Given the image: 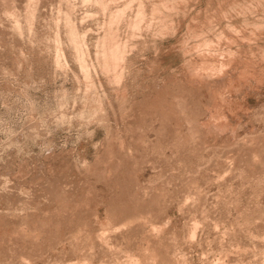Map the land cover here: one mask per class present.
Wrapping results in <instances>:
<instances>
[{
	"label": "rangeland",
	"instance_id": "rangeland-1",
	"mask_svg": "<svg viewBox=\"0 0 264 264\" xmlns=\"http://www.w3.org/2000/svg\"><path fill=\"white\" fill-rule=\"evenodd\" d=\"M0 223V264H264V0H0Z\"/></svg>",
	"mask_w": 264,
	"mask_h": 264
},
{
	"label": "bare ground",
	"instance_id": "bare-ground-1",
	"mask_svg": "<svg viewBox=\"0 0 264 264\" xmlns=\"http://www.w3.org/2000/svg\"><path fill=\"white\" fill-rule=\"evenodd\" d=\"M70 36H71V35H70ZM73 42H74V41H73ZM114 52H115V51H114ZM114 52L111 51V53H113V54H114ZM115 54H116V53H115ZM111 55H112V54H111ZM111 55H110L109 61L105 63L106 66L109 65V64H111V62H112V64H113V59H114L116 56H118V55H115V57L113 58ZM117 60H118V59H117ZM114 61H116V60L114 59ZM108 63H109V64H108ZM114 64H115V63H114ZM215 81H216V79H215ZM212 83H213V81H212ZM200 84H201V83H200ZM203 84H204V83H203ZM215 84H216V83H215ZM174 85H175V84H174ZM185 85H186V84H185ZM201 85H202V84H201ZM204 85H205V84H204ZM210 85H211V84H210ZM212 85H214V84H212ZM217 85H218V83H217ZM217 85H216V86H217ZM176 86H179V85L177 84ZM189 86H190V85H189ZM207 86H208V85H207ZM171 87H172V86H171ZM180 87H181V85H180ZM184 87H185V86H184ZM184 87H183V88H184ZM187 87H188V86H187ZM191 87H192V86H191ZM199 87H200V86H199ZM204 87H205V86H204ZM208 87H209V86H208ZM213 87H214V86H213ZM188 88H189V87H188ZM197 88H198V87H197ZM197 88H195V89H197ZM206 88H207V87H206ZM211 88H212V87H211ZM215 88H216V87H215ZM175 89L178 90L177 88H175ZM185 89H186V88H185ZM192 89H193V88H192ZM179 90H180V89H179ZM201 90H202V89H201ZM173 91H174V89H173ZM173 91H172V92H173ZM180 91H181V90H180ZM189 91H190V90H189ZM193 91H194V89H193ZM193 91H190L191 94H192ZM195 91H196V90H195ZM198 91H199V89H197V92H198ZM178 92H179V91H178ZM181 92H183V91H181ZM202 92H203V91H202ZM173 93H174V92H173ZM175 93H177V92H175ZM185 93H187V92H185ZM185 93H184V94H185ZM188 93H189V92H188ZM207 93H208V92H207ZM212 93H213V92H212ZM177 94H178V93H177ZM189 94H190V93H189ZM191 94H190V95H191ZM198 94H200V93H198ZM172 95H173V94H172ZM178 95H179V94H178ZM200 95H201V94H200ZM209 95H211V94H209ZM165 96H166V94H165ZM168 96H170V95H168ZM173 96H175V95H173ZM182 96H183V95H182ZM185 96H187V95H185ZM188 96H189V95H188ZM196 96H197V95H196ZM159 97H160V96H159ZM179 97H180V96H179ZM183 97H184V96H183ZM198 97H199V96H198ZM165 98H166V97H165ZM170 98H171V97H170ZM199 98H201V97H199ZM152 99L154 100L155 98H153V96H152ZM160 99H161V98H160ZM176 99H178V98L176 97ZM176 99H174V102H175ZM184 99H188V98H184ZM184 99H183V100H184ZM201 99H202V98H201ZM207 99L209 100L208 97H207ZM210 99H211V98H210ZM147 100H148V99H147ZM163 100H164V99H163ZM181 100H182V98H181ZM208 100H207V102H208ZM154 101H155V100H154ZM157 101H158V99H157ZM176 101H177V100H176ZM189 101H190V99H189ZM148 102H150V101L148 100ZM152 102H153V101H152ZM164 102H165V101H164ZM170 102H171V101H170ZM202 102H203V101H202ZM210 102H211V101H210ZM212 102H213V101H212ZM189 103H190V102H189ZM194 103H195V102H194ZM198 103H199V102H198ZM213 103H214V102H213ZM218 103H219V102H218ZM144 104H145V103H144ZM158 104H159V103H158ZM163 104H164V103H163ZM184 104H185V103H184ZM187 104H188V102H187ZM195 104H196V103H195ZM203 104H204V103H203ZM209 104H210V103H209ZM211 104H212V103H211ZM214 104H215V103H214ZM221 104H222V103H221ZM154 105H155V104H154ZM160 105H162V104H160ZM173 105H174V104H173ZM176 105L178 106V104H176ZM179 105H180V104H179ZM185 105H186V104H185ZM196 105H197V104H196ZM205 105H206V104H205ZM140 106H141V104H140ZM147 106H149V105H147ZM156 106L159 107V105H156ZM166 106H167V105H166ZM171 106H172V104H171ZM181 106H182V105H181ZM192 106H193V105H192ZM200 106H201V105H200ZM137 107H138V106H137ZM144 107H145V106H144ZM151 107H153V106L150 105V108H151ZM154 107H155V106H154ZM164 107H165V106H164ZM169 107H170V106H169ZM178 107H179V106H178ZM187 107H188V106H187ZM190 107H191V106H190ZM193 107H195V106H193ZM201 107H203V106H201ZM208 107H209V106H208ZM208 107H207V108H208ZM215 107H216V106H215ZM146 108H148V107H146ZM150 108H149V109H150ZM161 108H162V106H161ZM170 108H171V107H170ZM176 108H177V107H176ZM176 108H175V109H176ZM181 108H182V107H181ZM205 108H206V107H205ZM205 108H204V109H205ZM210 108H212V107H210ZM140 109H141V108L139 107V110H140ZM175 109H174V110H175ZM188 109H189V108H187V110H188ZM195 109H196V108H195ZM204 109H202V110H204ZM156 110H157V109H156ZM159 110H160V109H159ZM162 110H163V109H162ZM168 110H169V109H168ZM136 111H137V110H136ZM143 111H144V110H143ZM152 111H153V108H152ZM166 111H167V109H166ZM171 111H172V110H171ZM183 111H184V110H183ZM183 111H181V112H183ZM192 111H193V110H192ZM195 111H196V110H195ZM199 111L201 112V109H200V110L198 109V113L200 114ZM206 111H207V110H206ZM212 111H213V110H212ZM137 112H139V111H137ZM140 112H141V111H140ZM153 112H154V111H153ZM157 112H158V111H157ZM160 112H161V110H160ZM164 112H165V111H164ZM172 112H173V111H172ZM189 112H190V111H189ZM189 112H188V113H189ZM144 113H145V112H144ZM151 113H152V112H151ZM154 113H156V112H154ZM154 113H153L152 115H154ZM158 113H159V112H158ZM167 113H169V112H167ZM170 113H171V112H170ZM170 113H169V114H170ZM174 113H176V112H174ZM186 113H187V112H186ZM192 113H193V112H192ZM196 113H197V111H196ZM205 113H207V112H205ZM205 113H203V116H204ZM140 114H142V113H140ZM161 114H162V113H161ZM163 114H164V113H163ZM176 114H178V113H176ZM201 114H202V113H201ZM207 114H208V113H207ZM145 115L147 116V114H144L143 116H145ZM155 115H156V114H155ZM159 115H160V113H159ZM189 115H190V114H189ZM136 116H137V115H136ZM156 116H157V115H156ZM161 116H162V115H161ZM177 116H178V115H177ZM186 116H187V115H186ZM186 116H185V117H186ZM191 116H192V115H191ZM199 116H200V115H199ZM213 116H214V115H213ZM138 117H139V116H138ZM151 117H152V116H151ZM157 117H158V116H157ZM167 117H169L168 114H167ZM167 117H166V118H167ZM172 117H173V116H172ZM200 117H201V116H200ZM208 117H209V116H208ZM145 118H146V117H145ZM148 118H150L149 115H148ZM154 118H155V117H154ZM190 118H191V117H190ZM210 118H211V117H210ZM220 118H221V117H220ZM146 119H147V118H146ZM146 119H145V120H146ZM152 119H153V118H152ZM167 119H169V118H167ZM171 119H172V118H171ZM176 119H177V118H176ZM194 119H196V118H194ZM198 119L200 120V118H198ZM198 119H197V120H198ZM204 119H205V118H204ZM218 119H219V117L217 118V120H218ZM223 119H224V118H223ZM134 120H135V118H134ZM134 120H133V121H134ZM145 120H144V121H145ZM182 120H183V119H182ZM191 120H192V119H191ZM199 120H198V121H199ZM217 120H216V121H217ZM220 120H222V119H220ZM135 121H139V120H135ZM144 121H142V122H144ZM149 121H150V120H149ZM152 121H153V120H152ZM154 121H155V120H154ZM156 121H157V119H156ZM172 121H173V120H172ZM172 121H171V122H172ZM177 121H178V120H177ZM177 121L175 120V122H177ZM184 121H185V119H184ZM188 121H189V120H188ZM194 121H195V120H194ZM207 121H208V120H207ZM209 121H210V119H209ZM213 121H215V120H213ZM140 122H141V120H140ZM145 122H146V121H145ZM150 122H151V121H150ZM150 122H148V123L150 124ZM164 122H165V121H164ZM168 122H169V121H168ZM168 122H167V123H168ZM182 122H183V121H182ZM199 122H200V121H199ZM201 122H202V121H201ZM211 122H212V120H211ZM224 122H225V121H224ZM133 123H134V122H133ZM161 123H162V122H161ZM165 123H166V122H165ZM180 123H181V121H180ZM151 124H152V122H151ZM162 124H163V123H162ZM175 124H176V123H175ZM188 124H189V122H188ZM190 124H191V122H190ZM214 124L216 125V124H218V122H215ZM164 125L166 126L167 124H164ZM170 125H173V123L170 124ZM177 125H178V124H177ZM183 125H184V124H183ZM185 125H186V124H185ZM206 125H207V124H206ZM219 125L222 126L221 124H219ZM219 125H218V126H219ZM134 126H135V125H134ZM159 126H160V125H159ZM165 126H164V127H165ZM186 126H187V125H186ZM209 126H210V124H209ZM216 126H217V125H216ZM220 126H219V127H220ZM145 127H146V126H145ZM149 127H150V126H149ZM161 127H162V126H161ZM169 127H170V126H169ZM169 127H168V128H169ZM176 127H177V126H176ZM181 127H182V126H181ZM223 127H224V125H223ZM130 128H131V127H130ZM143 128H144V126H143ZM170 128H172V126H171ZM198 128H199V127H198ZM211 128H212V127H211ZM213 128H214V126H213ZM213 128H212V130H213ZM217 128H218V127H217ZM220 128H222V127H220ZM162 129H163V127H162ZM162 129H161V130H162ZM180 129H181V128H179V130H180ZM200 129H201V126H200ZM207 129H208V127H207ZM215 129H216V128H215ZM148 130H149V129H148ZM168 130H169V129H168ZM175 130H177V129H175ZM175 130H173V131H175ZM185 130H187V129H185ZM216 130H217V129H216ZM133 131H134V130H133ZM153 131H154V130H153ZM159 131H160V130H159ZM166 131H167V127H166ZM166 131H165V132H166ZM181 131H182V130H181ZM181 131H180V132H181ZM213 131H214V130H213ZM220 131H222V130H220ZM148 132H149V131H148ZM155 132H156V131H155ZM157 132H158V131H157ZM160 132H161V131H160ZM199 132H200V131H199ZM203 132H205V130H204ZM211 132H212V131H211ZM158 133H159V132H158ZM162 133H163V132H162ZM162 133H161V134H162ZM167 133H168V131H167ZM169 133H170V132H169ZM185 133H186V132H185ZM185 133H184V134H185ZM195 133L198 134V132H195ZM218 133H220V132H218ZM172 134H173V133H172ZM178 134H179L180 137H181V134H180V133H178ZM188 134H189V133H188ZM193 134H194V133H193ZM199 134H200V133H199ZM207 134H208V132H207ZM222 134H223V133H222ZM225 134H226V133H225ZM159 135H160V134H159ZM169 135H170V134H169ZM169 135H168V136H169ZM190 135H191V134H190ZM216 135H217V134H216ZM157 136H158V135H157ZM184 136H185V135H184ZM184 136H183V137H184ZM186 136H187V135H186ZM197 136H198V135H197ZM200 136H201V135H200ZM218 136H219V135H218ZM223 136H224V135H223ZM229 136H230V135H229ZM143 137L145 138V136H143ZM173 137H174V136H173ZM175 137H176V136H175ZM177 137H179V136H177ZM208 137H209V136H208ZM214 137H215V136H214ZM221 137H222V136H221ZM157 138H158V137H157ZM165 138H166V137H165ZM165 138H164V139H165ZM171 138H172V137H171ZM196 138H197V137H196ZM229 138H230V137H229ZM229 138H228V139H229ZM231 138H232V137H231ZM159 139H161V138H159ZM172 139H173V138H172ZM176 139H177V138H176ZM200 139H201V138H200ZM225 139H226V138H225ZM154 140H155V139H154ZM167 140H168V138H167ZM196 140H197V139H196ZM214 140H215V139H214ZM221 140H222V139H221ZM201 141H202V140H201ZM216 141H217V140H216ZM218 141L220 142V139H219ZM222 141H223V140H222ZM222 141H221V142H222ZM227 141H228V140H227ZM143 142H144V141H143ZM179 142H180V140H179ZM181 143H182V142H181ZM185 143H186V142H185ZM202 143H203V142H202ZM205 143H206V142H205ZM226 143H228V142H226ZM226 143H225V144L223 143V145H226ZM138 144H139V143H138ZM142 144H143V143H142ZM150 144H152V143H150ZM154 144H155V143H154ZM159 144H160V143H158V147L160 146ZM161 144H162V143H161ZM163 144H164V142H163ZM170 144H171V143H170ZM186 144H187V143H186ZM219 144H220V143H219ZM123 145H124V144H123ZM123 145H122V146H123ZM139 145H140V144H139ZM167 145H168V144H167ZM172 145H173V144H172ZM181 145H182V144H181ZM183 145H185L184 142H183ZM119 146H120V145H119ZM136 146H137V145H136ZM185 146H186V145H185ZM203 146H204V145H203ZM123 147H124V146H123ZM123 147L120 146L119 148H123ZM151 147H152V145H151ZM153 147H154V146H153ZM174 147H175V146H174ZM179 147H180V146H179ZM170 148H171V147H170ZM197 148L199 149V147H197ZM197 148H196V150H197ZM152 149H153V148H152ZM177 149H178V148H177ZM181 149H183V148H181ZM181 149H180V150H181ZM194 149H195V148H194ZM246 149H247V148H246ZM250 149H251V148H250ZM148 150H149V148H148ZM150 150H151V149H150ZM178 150H179V149H178ZM178 150H177V151H178ZM190 150H191V149H190ZM251 150L253 151L254 149H251ZM112 151H113V150H112ZM119 151H120V150H119ZM121 151H122V149H121ZM183 151H184V150H183ZM187 151H189V149H187ZM248 151H250V150L248 149ZM248 151H247V152H248ZM114 152H115V151H114ZM144 152H145V151H144ZM150 152H151V151H150ZM170 152H171V151H170ZM184 152H185V151H184ZM191 152H192V151H191ZM191 152H190V153H191ZM200 152H201V151H200ZM105 153H106V152H105ZM134 153H136V152H134ZM140 153H142V152H140ZM140 153H139V155H140ZM179 153H180V152H179ZM190 153H189V154H190ZM196 153H197V152H196ZM198 153H199V152H198ZM239 153H242V152H239ZM107 154H108V153H107ZM110 154H111V152H110ZM130 154H131V153H130ZM174 154H175V153H174ZM174 154H173V155H174ZM176 154H177V153H176ZM189 154L187 155V153H186L185 155L189 156ZM193 154H195V153L193 152ZM245 154H246V153H245ZM117 155H118V154H117ZM119 155H120V154H119ZM122 155H123V153H122ZM137 155H138V154H137ZM196 155H197V154H196ZM196 155H195L194 157H196ZM108 156H109V155H108ZM114 156H115V155H114ZM124 156H126V155L124 154ZM127 156H130V155L128 154ZM131 156L133 157V155H131ZM134 156H135V155H134ZM142 156H143V155H142ZM190 156H192V154H191ZM109 157H110V156H109ZM116 157H118V156H116ZM119 157H120V156H119ZM122 157H123V156H122ZM137 157H138V156H137ZM137 157H136V158H137ZM143 157H144V156H143ZM183 157H184V155H183ZM123 158H124V157H123ZM125 158H126V157H125ZM130 158H131V157H130ZM138 158H139V157H138ZM107 159H108V158H107ZM177 159H178V158H177ZM119 160H120V158H119ZM124 160H126V159H124ZM120 161L123 162L122 160H120ZM124 162H125V161H124ZM119 165H120V164H119ZM113 166H114V165H113ZM110 167H111V166H110ZM117 167H118V166H117ZM119 167H120V166H119ZM133 170H134V169H133ZM119 175H120V174H119ZM121 175H122V174H121ZM129 175H130V174H129ZM103 176H104V175H103ZM118 177H119V176H117V179H118ZM103 178H104V177H103ZM129 178H130V176H129ZM129 178H128V179L126 178L125 181H126V182H130V181H127V180H129ZM124 179H125V178H124ZM102 180H103V179H102ZM133 180H134V178H133ZM133 180H132V181H133ZM117 181H118V180H117ZM125 181H124V182H125ZM112 182H113V181H112ZM126 182H125V183H126ZM109 183H110V180H109ZM117 183H118V182H117ZM117 183H115V184H117ZM135 183H136V181H135ZM137 183H138V182H137ZM185 183H186V182H185ZM131 184H134V182L131 183ZM108 185H109V184H108ZM110 185L112 186L113 184H110ZM118 185H119V184H118ZM136 185H137V184H136ZM139 185H140V184H139ZM121 186H122V185H121ZM125 186H126V185H125ZM127 186H128V185H127ZM127 186H126V187H127ZM130 186H131V185H130ZM132 186H133V185H132ZM134 186H135V184H134ZM186 186H187V185H186ZM190 186H192V185H190ZM115 187H116V186H115ZM119 187H120V186H119ZM119 187H118V189H119ZM126 187L124 188L125 190H126ZM141 187H143V186H141ZM113 188H114V187H113ZM132 188H133V187H132ZM137 188H138V187H137ZM185 188H186V187H185ZM110 189H112V188H110ZM116 189H117V188H116ZM139 189H140V188H139ZM191 189H192V188H191ZM122 190H123V189H122ZM122 190H121V191H122ZM125 190H124V191H125ZM131 190H132V189H131ZM137 190H138V189H137ZM153 190H154V189H153ZM162 190H163V189H162ZM114 191H115V190H114ZM114 191H113V193H114ZM118 191H119V190H118ZM128 191H129V190H128ZM133 191H134V190H133ZM138 191H139V190H138ZM142 191H143V190H142ZM154 191H155V190H154ZM135 192H136V189H135ZM143 192H144V191H143ZM148 192H149V191H148ZM151 192H153V191L151 190ZM118 193H119V192H118ZM130 193H131V192H130ZM137 193H138V192H137ZM144 193H145V192H144ZM154 193H155V192H154ZM92 194H94V193L92 192ZM92 194H91V195H92ZM133 194H134V193H133ZM135 194H136V193H135ZM152 194H153V193H152ZM114 195H115V194H114ZM117 195H118V194H117ZM125 195H126V194H125ZM141 195H142V194H141ZM154 195H155V194H154ZM126 196H127V195H126ZM128 196H129V194H128ZM139 196H140V195H139ZM90 197H91V196H90ZM119 197H120V196H119ZM122 197H124V196H122ZM143 197H144V195H143ZM88 198H89V197H88ZM116 198H117V197H116ZM134 198H135V197H134ZM136 198H138V195H137ZM150 198H151V197H150ZM128 199H129V198H128ZM128 199H127V200H128ZM139 199H140V198H139ZM142 199H144V198H142ZM147 199H148V197H147ZM154 199H155V198H154ZM157 199H158V198H157ZM76 200H78V199H76ZM79 200H80V199H79ZM86 200H87V197L85 198V201H86ZM122 200H123V199H122ZM129 200H130V199H129ZM132 200H134V199H132ZM145 200H146V199H145ZM152 200H153V199H152ZM59 201H60V200H59ZM90 201H91V200H90ZM114 201H116V200H114ZM123 201H125V200H123ZM137 201H138V199H137ZM139 201H141V200H139ZM158 201H159V200H158ZM55 202H56V201H55ZM77 202H78V201H77ZM88 202H89V201H88ZM106 202H107V201H106ZM109 202H110V201H109ZM119 202H120V201H119ZM131 202H132V201H131ZM141 202H142V201H141ZM147 202H148V200H147ZM150 202H151V201H150ZM56 203H59V202H56ZM56 203H55V204H56ZM61 203H63V202H61ZM65 203H66V202H65ZM65 203H63V204H65ZM73 203H74V202H73ZM73 203H72V204H73ZM107 203H108V202H107ZM111 203H112V201H111ZM126 203H127V201H126ZM134 203H136V202H134ZM134 203H133V204H134ZM137 203H138V202H137ZM139 203H140V202H139ZM144 203H145V202H144ZM151 203H152V202H151ZM153 203H156V202L153 201ZM153 203H152V205H153ZM157 203H159V202H157ZM157 203H156V204H157ZM67 204H68V203H67ZM113 204H114V203H113ZM129 204H130V203L128 202V205H129ZM131 204H132V203H131ZM131 204H130V205H131ZM147 204H148V203H147ZM75 205H76V204H75ZM75 205H74V206H75ZM104 205H105V204H104ZM107 205H109V203H108ZM118 205H119V203H118ZM122 205H123V204H121L120 206H122ZM126 205H127V204H126ZM135 205H136V204H135ZM135 205H134V206H135ZM59 206H60V205H59ZM61 206H62V205H61ZM64 206H65V205H64ZM64 206H63V207H64ZM69 206H70V205H69ZM74 206H73V207H74ZM78 206H79V205H78ZM120 206H118V207H120ZM138 206H139V205H138ZM140 206H141V205H140ZM140 206H139V207H140ZM144 206H146V203H145ZM149 206H150V205H149ZM156 206H157V205H156ZM156 206H155V208H156ZM82 207H83V206H82ZM114 207H115V206H114ZM116 207H117V206H116ZM125 207H126V206H123V208H125ZM128 207H129V206H128ZM128 207H127V208H128ZM57 208H58V207H57ZM80 208H81V207H80ZM84 208H85V207H84ZM90 208H91V207H90ZM120 208H121V210H122V207H120ZM130 208H131V206L129 207V209H130ZM132 208H134V207H132ZM145 208H146V207H145ZM145 208H144V209H145ZM58 209H59V208H58ZM61 209H62V207L59 209V211H60ZM66 209H67V207H66ZM71 209H72V208H71ZM75 209H77V207H75ZM75 209H74V210H75ZM81 209H82V208H81ZM86 209H87V208H86ZM88 209H89V208H88ZM113 209H114V208H113ZM136 209H138V208H136ZM144 209H143V210H144ZM148 209H149V208H148ZM157 209H158V208H157ZM159 209H160V208H159ZM159 209H158V210H159ZM55 210H56V209H55ZM68 210H69V209H68ZM114 210H115V209H114ZM138 210H139V209H138ZM140 210H141V209H140ZM153 210H154V209H153ZM71 211H72V210H71ZM76 211H77V210H76ZM122 211H123V210H122ZM129 211H131V210H129ZM146 211H148V210H146ZM151 211H152V210H151ZM159 211H162V210H159ZM64 212H66V211L64 210ZM74 212H75V211H74ZM81 212H82V211H81ZM110 212H111V211H110ZM110 212H109V213H110ZM118 212H119V210H118ZM132 212H133V211H132ZM135 212H136V211H135ZM139 212H140V211H139ZM66 213H67V212H66ZM69 213H70V212H69ZM72 213H73V212H72ZM78 213H80V212H78ZM123 213H124V212H123ZM126 213H127V212H126ZM143 213H145V212L143 211ZM147 213H148V212H147ZM74 214H75V213H74ZM76 214H77V213H76ZM80 214H81V213H80ZM88 214H89V212H88ZM106 214H107V213H106ZM111 214H112V213H111ZM111 214H110V215H111ZM119 214H120V213H119ZM128 214H129V213H128ZM131 214H132V213H131ZM136 214H137V213H136ZM150 214H152V216H153V213H150ZM150 214H149V215H150ZM59 215H61V214H59ZM71 215H72V214H71ZM84 215H85V214H84ZM86 215H87V214H86ZM108 215H109V214H108ZM123 215H124V214H123ZM123 215H122V216H123ZM126 215H127V214H126ZM55 216H56V215H55ZM57 216H58V215H57ZM72 216H73V215H72ZM74 216H75V215H74ZM78 216H79V214H78ZM80 216H81V215H80ZM117 216H118V215H116V217H117ZM122 216H121V217H122ZM128 216H132V215L129 214ZM135 216H136V215H135ZM135 216H134V217H135ZM141 216H142V213H141ZM144 216H145V215H144ZM152 216H151V217H152ZM155 216H156V214H155ZM68 217H69V216H68ZM83 217H84V216H83ZM83 217H82V218H83ZM114 217H115V216H113L112 219H114ZM123 217H124V216H123ZM136 217H138V216H136ZM139 217H140V216H139ZM149 217H150V216H149ZM156 217H157V216H156ZM156 217H155V218H156ZM58 218H59V217H58ZM65 218H66V217H65ZM72 218H73V217H72ZM87 218H89V217H87ZM117 218H119V217H117ZM117 218H116V220H118ZM130 218H131V217H130ZM130 218H129V220H130ZM144 218H145V217H143V219H144ZM152 218H153V217H152ZM2 219H3V218H2ZM2 219H1V220H2ZM67 219H68V218H67ZM75 219H76V218H75ZM78 219H79V218H78ZM78 219H77V220H78ZM122 219H123V218H122ZM127 219H128V218H127ZM134 219H135V218H134ZM3 220H4V219H3ZM6 220H7V219H6ZM57 220H58V219H57ZM80 220H83V219H80ZM80 220H79V221H80ZM85 220H86V219H85ZM135 220H136V219H135ZM146 220H147V219H146ZM149 220H150V219H149ZM151 220H152V219H151ZM48 221H49V220H48ZM58 221H59V220H58ZM65 221H66V219H65ZM71 221H72V220H71ZM75 221H76V220H75ZM87 221H88V220H87ZM113 221H114V220H113ZM113 221H112V222H113ZM120 221H121V220H120ZM124 221H125V220H124ZM131 221H134V220H131ZM140 221H142V220H139V222H140ZM4 222H5V221H4ZM10 222H11V221H10ZM34 222H35V221H34ZM43 222H44V221H43ZM69 222H70V221H69ZM80 222H81V221H80ZM88 222H89V221H88ZM88 222H87V223H88ZM112 222H111V223H112ZM117 222H118V221H117ZM117 222H115V223H117ZM126 222H127V221H126ZM126 222H125V223H126ZM128 222H130V221H128ZM134 222H135V221H134ZM137 222H138V220L136 221V223H137ZM143 222H144V221H143ZM7 223H9V222H7ZM31 223H33V222H31ZM39 223H41V222L39 221ZM45 223H46V222H45ZM48 223H49V222H48ZM63 223H64V222H63ZM73 223H74V222H73ZM120 223H121V222H120ZM0 224H1V223H0ZM33 224H34V223H33ZM66 224H67V223H66ZM74 224H75V223H74ZM74 224H73V225H74ZM78 224H79V222H78ZM85 224H86V223H85ZM91 224H92V223H91ZM7 225H8V224H7ZM9 225L11 226L12 224H9ZM13 225H15V224H13ZM45 225H46V224H45ZM63 225H64V224H63ZM75 225H77V224H75ZM80 225H81V223H80ZM80 225H79V226H80ZM82 225H84L83 222H82ZM82 225H81V226H82ZM112 225H113V224H112ZM112 225H111V226H112ZM10 226H9V227H10ZM35 226H36V225H35ZM67 226H68V225H67ZM69 226H70V225H69ZM71 226H72V225H71ZM77 226H78V225H77ZM84 226L87 227L86 225H84ZM89 226H90V225H89ZM120 226H121V227H122V226H125V228H126V225H120ZM129 226H131V225H129ZM262 226H263V225H262ZM9 227H8V228H9ZM12 227H13V226H12ZM12 227H11V228H12ZM16 227H17V226H16ZM31 227H32V226H31ZM41 227H42V226H41ZM41 227H40V228H41ZM96 227H98V226H96ZM115 227H116V226H115ZM115 227H114V228H115ZM127 227H128V226H127ZM151 227H152V226H151ZM2 228H3V227H2ZM8 228H7V229H8ZM13 228H14V227H13ZM37 228H38V227H37ZM46 228H47V227H46ZM66 228H68V227H66ZM69 228H70V227H69ZM74 228H75V227H74ZM74 228H72V229H74ZM77 228H78V227H77ZM88 228H89V227H88ZM93 228H95V227H93ZM93 228H91V229H93ZM128 228L131 229L132 226H131V227H128ZM138 228H139V227H138ZM9 229H10V228H9ZM15 229H16V228H15ZM42 229H43V228H42ZM42 229H41V230H42ZM58 229H59V228H58ZM64 229H65V228H64ZM64 229H63V230H64ZM89 229H90V228H89ZM96 229H97V228H96ZM99 229H101V227H100ZM99 229H97V230H99ZM110 229H111V228H110ZM115 229H116V228H115ZM115 229H114V230H115ZM119 229H120V228H119ZM139 229H140V228H139ZM147 229H148V227H147ZM149 229H151V228H149ZM157 229L159 230V228H157ZM160 229H161V228H160ZM3 230H4V229H3ZM5 230H6V229H5ZM10 230H12V229H10ZM13 230H14V229H13ZM32 230H33V229H32ZM61 230H62V229H61ZM74 230H75V229H74ZM79 230H81V229H79ZM84 230H85V229H84ZM87 230H88V229H87ZM107 230H109V229H107ZM114 230H112V231H114ZM116 230H118V228H117ZM121 230H122V228H121ZM124 230H125V229H124ZM260 230H261V229H260ZM263 230H264V229H263ZM14 231H15V230H14ZM42 231H44V229H43ZM67 231H68V229H67ZM70 231L72 232V230H70ZM88 231H89V230H88ZM95 231H96V230H95ZM103 231H104V230H103ZM125 231H126V230H125ZM131 231H132V229H131ZM140 231H141V230H140ZM151 231H152V229H151ZM153 231H154V228H153ZM153 231H152V232H153ZM159 231H160V230H159ZM165 231H166V230H165ZM3 232H4V231H3ZM7 232H8V230H7ZM10 232H11V231H10ZM74 232H75V231H74ZM77 232H78V231H77ZM83 232H84V231H83ZM91 232H94V231H90V233H91ZM98 232H99V231H98ZM101 232H102V231H101ZM110 232H111V230H110ZM118 232H119V231H118ZM120 232H122V231H120ZM123 232H124V231H123ZM135 232H136V231H135ZM142 232H143V230H142ZM161 232H162V231H161ZM163 232H164V231H163ZM166 232H167V231H166ZM16 233H17V232H16ZM16 233H14V234H16ZM21 233H23V232H21ZM24 233H25V232H24ZM24 233H23V234H24ZM59 233H60V232H59ZM69 233H70V232H69ZM80 233H81V232H80ZM88 233H89V232H88ZM88 233H87V234H88ZM112 233H113V232H112ZM112 233H111V234H112ZM144 233H145V231H144ZM146 233H147V231H146ZM157 233H158V231H157ZM0 234H1V233H0ZM4 234H5V233H4ZM18 234H19V232H18ZM35 234H36V233H35ZM67 234H68V232H67ZM70 234H71V233H70ZM84 234H86V233H84ZM84 234H83V235H84ZM91 234H92V233H91ZM91 234H90V235H91ZM120 234H121V233H120ZM120 234H119V235H120ZM122 234H123V233H122ZM126 234H127V233H126ZM128 234H129V233H128ZM141 234H142V233H141ZM16 235H17V234H16ZM26 235H27V234H26ZM28 235H29V234H28ZM60 235H61V234H60ZM78 235H79V234H77V236H78ZM90 235H89V236H90ZM93 235L95 236L96 234H93ZM97 235H98V234H97ZM101 235H102V234H101ZM101 235H99V236H101ZM138 235H139V233H138ZM159 235H160V234H159ZM17 236H18V235H17ZM55 236H56V235H55ZM66 236H67V235H66ZM69 236H70V235H69ZM89 236H88V237H89ZM111 236H113V235H111ZM116 236H117V235H116ZM122 236H123V235H122ZM122 236H121V238H122ZM126 236H127V235H126ZM126 236H125V237H126ZM135 236H136V235H135ZM147 236H148V235H147ZM149 236H150V235H149ZM152 236H153V235H152ZM156 236H157V234H156ZM161 236H162V235H161ZM5 237H6V236H5ZM10 237H11V236H10ZM10 237H9V238H10ZM12 237H13V235H12ZM83 237L85 238V236H83ZM132 237H133V236H132ZM140 237H141V236H140ZM150 237H151V236H150ZM150 237H149V238H150ZM153 237H154V236H153ZM158 237H159V236H158ZM1 238H2V237H1ZM6 238H7V237H6ZM20 238H21V236H20ZM24 238H26V237H24ZM53 238H55L54 235H53ZM65 238H66V237H65ZM76 238H77V237H76ZM78 238H79V236H78ZM78 238H77V239H78ZM89 238H90V237H89ZM116 238H117V237H116ZM154 238H155V237H154ZM165 238H166V237H165ZM13 239H17V238H13ZM21 239H23V238H21ZM27 239H28V238H27ZM29 239H30V238H29ZM55 239H56V238H55ZM57 239H58V238H57ZM73 239H74V237H73ZM77 239H76V241L79 240V239H78V240H77ZM119 239H120V238H119ZM123 239H125V238H123ZM127 239H128V238H127ZM133 239H134V238H133ZM163 239H164V238H163ZM163 239H162V240H163ZM2 240H3V239H2ZM19 240H20V239H19ZM30 240H31V239H30ZM74 240H75V239H74ZM81 240H82V239H81ZM83 240H84V239H83ZM117 240H118V239H117ZM137 240L139 241V239H137ZM149 240H151V239H148V241H149ZM20 241H21V240H20ZM26 241H27V240H26ZM33 241H34V240H33ZM47 241H48V240H47ZM47 241H46V242H47ZM52 241H54V239H53ZM79 241H80V240H79ZM87 241H91V240L89 239V240H87ZM94 241H95V240H94ZM94 241H93V242H94ZM123 241H124V240H123ZM125 241H126V240H125ZM125 241H124L123 243H125ZM128 241H129V240H128ZM146 241H147V240H146ZM154 241H155V240H154ZM166 241H167V240H166ZM2 242H3V241H2ZM2 242H0V243H2ZM7 242H10V241L7 240ZM30 242H31V241H30ZM35 242H36V240H35ZM71 242H73V240H72ZM84 242H85V241H84ZM84 242H83V243H84ZM113 242H114V240H113ZM119 242H120V241H119ZM141 242H143V241H141ZM163 242H164V241H163ZM3 243H4V242H3ZM15 243H16V241H15ZM22 243H23V240H22ZM26 243H27V242H26ZM26 243H24V244H26ZM28 243H29V242H28ZM73 243H74V242H73ZM76 243L78 244V242H76ZM81 243H82V242H81ZM86 243H87V242H86ZM90 243H91V242H90ZM95 243H96V242H95ZM114 243H115V246H116V242H114ZM117 243H118V242H117ZM123 243H122V244H123ZM133 243H134V242H133ZM144 243H145V241H144ZM148 243H149V242H148ZM161 243H162V241H161ZM30 244H31V243H30ZM32 244H34V243H32ZM48 244H51L50 241H49ZM54 244H55V242H54ZM74 244H75V243H74ZM84 244H85V243H84ZM84 244H83V245H84ZM93 244H94V243H93ZM99 244H100V243H99ZM111 244H113V243H111ZM128 244H129V242H128ZM137 244H138V243H137ZM156 244H157V243H156ZM162 244H163V243H162ZM1 245H2V244H1ZM4 245H5V243H4ZM6 245H7V244H6ZM17 245H18V244H17ZM27 245H28V244H27ZM34 245H35V244H34ZM38 245H40V244H38ZM41 245H43V244L41 243ZM68 245H69V244H68ZM81 245H82V244H81ZM81 245H80V246H81ZM97 245H98V244H97ZM113 245H114V244H113ZM135 245H136V243H135ZM144 245H145V244H144ZM151 245H152V244H151ZM159 245H160V244H159ZM163 245H164V244H163ZM166 245H167V243H166ZM166 245H165V246H166ZM8 246L10 247V243L8 244ZM18 246H19V245H18ZM54 246H55V245H54ZM69 246H70V245H69ZM74 246H75V245H74ZM84 246H85V245H84ZM84 246H83V247H84ZM91 246H92V245H91ZM126 246H127V244H126ZM128 246H129V245H128ZM137 246H139V245H137ZM137 246H136V248H137ZM142 246H143V245H142ZM146 246H147V245H146ZM165 246H164V247H165ZM12 247H13V246H12ZM29 247H30V246H29ZM42 247H43V246H42ZM70 247H72V246H70ZM78 247H79V246H78ZM81 247H82V246H81ZM83 247H82V249H80V250H83ZM113 247H114V246H113ZM124 247H125V246H123V248H124ZM134 247H135V246H134ZM149 247H150V246H149ZM152 247H153V245H152ZM152 247H151V248H152ZM20 248H21V247H20ZM22 248H23V246H22ZM34 248H35V247H34ZM67 248H68V247H67ZM73 248H74V247H73ZM79 248H80V247H79ZM79 248H78V250H79ZM96 248H97V247H96ZM143 248H144V247H143ZM171 248H172V247H171ZM17 249H18V247H17ZM35 249H36V248H35ZM37 249H38V248H37ZM37 249H36V250H37ZM39 249H40V248H39ZM60 249H61V248H60ZM75 249H76V248H75ZM84 249H88V248H84ZM99 249H100V248H99ZM104 249H105V248H104ZM113 249H114V248H113ZM113 249H112V251H114ZM118 249H119V247H118ZM118 249H117V250H118ZM127 249H128V248H126V251L128 252ZM129 249H130V248H129ZM131 249H132V248H131ZM131 249H130V251H131ZM147 249H148V248H147ZM155 249H156V248H155ZM161 249H162V248H161ZM2 250H3V249H2ZM5 250H6V249H5ZM5 250H4V251H5ZM7 250H8V249H7ZM9 250H10V249H9ZM11 250H12V249H11ZM15 250H16V249H15ZM18 250H19V249H18ZM24 250H25V249H24ZM28 250H30V249H28ZM31 250H32V249H31ZM36 250H34V251H36ZM68 250H69V249H68ZM72 250H73V249H72ZM145 250H146V248H145ZM159 250H160V249H159ZM163 250H164V249H163ZM165 250H166V249H165ZM174 250H175V249H174ZM20 251H21V250H20ZM70 251H71V250H70ZM74 251H76V250H74ZM84 251H87V250H84ZM100 251H101V249H100ZM103 251H104V250H103ZM105 251H106V250H105ZM115 251H116V250H115ZM121 251H122V250H121ZM123 251H124V250H123ZM123 251H122V252H123ZM141 251H142V250H141ZM153 251H154V250H152V252H153ZM166 251H167V250H166ZM8 252H9V251H8ZM15 252H17V251H15ZM26 252H27V251H26ZM26 252H25V254H26ZM76 252H78V251H76ZM79 252H82V251H79ZM95 252H96V251H95ZM95 252H94V253H95ZM110 252H111V251H110ZM116 252H117V251H116ZM131 252H132V251H131ZM133 252H134V251H133ZM135 252H137V251H135ZM142 252H144V250H143ZM152 252H151V253H152ZM163 252H164V251H163ZM175 252H177V251H175ZM20 253H21V252H20ZM39 253H40V252H39ZM66 253H67V252H66ZM84 253H85V252H84ZM108 253H109V252H108ZM117 253H118V252H117ZM117 253H116V254H117ZM125 253H126V252H125ZM129 253H130V252H129ZM137 253H138V252H137ZM137 253H136V254H137ZM149 253H150V252H149ZM154 253H155V252H154ZM158 253H159V252H158ZM161 253H162V252H161ZM165 253H166V252H165ZM171 253H172V252H171ZM16 254H19V253H16ZM35 254H36V253H35ZM92 254H93V253H92ZM96 254H97V253H96ZM109 254H110V253H109ZM109 254H108V255H109ZM139 254H140V253H139ZM139 254H138V256H139ZM156 254H157V253H156ZM5 255H6V254H5ZM8 255H9V254H8ZM10 255H11V253H10ZM14 255H15V254H14ZM20 255H21V254H20ZM23 255H24V254H23ZM58 255H59V254H58ZM68 255H69V253H68ZM89 255H90V253H89ZM94 255H95V254H94ZM98 255H99V253H98ZM112 255H113V254H112ZM112 255H111V256H112ZM114 255H115V254H114ZM126 255H127V253H126ZM131 255H132V254H131ZM131 255H130V256H131ZM142 255H143V253H142ZM150 255H151V254H150ZM154 255H155V254H154ZM36 256H37V255H36ZM39 256H40V255H39ZM73 256H74V252H73ZM80 256H81V255H80ZM99 256H100V255H99ZM102 256H104V255H102ZM105 256H106V255H105ZM121 256H122V255H121ZM135 256H137V255H135ZM147 256H148V255H147ZM151 256H152V255H151ZM151 256H150V258H151ZM162 256H163V254H162ZM165 256H166V255H164V257H165ZM168 256H169V255H168ZM172 256H173V255H172ZM172 256H171V257H172ZM7 257H8V256H7ZM16 257H17V256H16ZM20 257H21V256H20ZM58 257H59V256H58ZM107 257H108V256H107ZM117 257H118V256H117ZM123 257L125 258V254H124ZM140 257H141V254H140ZM171 257H170V258H171ZM0 258H1V257H0ZM2 258H4V257H2ZM54 258H56V257L54 256ZM63 258H64V256H63ZM84 258H85V257H84ZM90 258H91V257H90ZM114 258H116V257H114ZM121 258H122V257H121ZM121 258H120V259H121ZM131 258H132V257H131ZM134 258H135V257H134ZM142 258H143V257H142ZM166 258H167V257H165V259H166ZM172 258H173V257H172ZM12 259H13V258H12ZM16 259H17V258H16ZM72 259H74V257H73ZM76 259H77V258H76ZM76 259H75V260H76ZM78 259H79V257H78ZM106 259H107V258H106ZM138 259H139V258H138ZM157 259H158V258H157ZM160 259H161V258H160ZM165 259H164V260H165ZM10 260H11V258H10ZM14 260H15V259H14ZM54 260H55V259H54ZM67 260H68V259H67ZM109 260H110V258H109ZM121 260H123V259H121ZM135 260H136V259H135ZM139 260H141V259H139ZM139 260H138V261H139ZM143 260H144V259H143ZM150 260L153 261L154 259L152 258V259H150ZM155 260H156V257H155ZM173 260H174V258H173ZM3 261H4V260H3ZM5 261H6V260H5ZM11 261H12V260H11ZM20 261H21V260H20ZM60 261H61V260H60ZM60 261H59V262H60ZM64 261H66V259H65ZM78 261H79V260H78ZM80 261H81V260H80ZM99 261H100V259H99ZM99 261H98V262H99ZM103 261H104V260H103ZM123 261H124V260H123ZM123 261H122V263H123ZM125 261H126V260H125ZM136 261H137V260H136ZM145 261H146V259H145ZM145 261L143 262V264L145 263ZM157 261H158V260H157ZM171 261H172V260H171ZM171 261H169V262H171ZM16 262H18V261H16ZM50 262H51V261H50ZM56 262H57V261H56ZM66 262H67V261H66ZM81 262H82V261H81ZM101 262H102V261H101ZM101 262H100L99 264H101ZM129 262L132 263L131 260H130ZM147 262H148V261H147ZM154 262H155V261H154ZM159 262H160V261H159ZM71 263H72V262H69V264H71ZM75 263H76V262H75ZM111 263H112V262H111ZM111 263H110V264H111ZM114 263H115V262H114ZM124 263H125V262H124ZM126 263H127V262H126ZM134 263H135V262H134ZM134 263H132V264H134ZM148 263H150V262H148ZM161 263H162V262H161ZM163 263H164V262H163ZM163 263H162V264H163ZM165 263H166V260H165ZM171 263H172V262H171ZM171 263H170V264H171ZM174 263H175V262H174ZM176 263H177V262H176ZM176 263H175V264H176ZM186 263H187V262H186ZM188 263H189V262H188ZM8 264H9V263H8ZM15 264H16V263H15ZM17 264H18V263H17ZM20 264H21V263H20ZM23 264H24V263H23ZM46 264H47V263H46ZM48 264H49V263H48ZM62 264H64V263H62ZM66 264H67V263H66ZM73 264H74V263H73ZM77 264H79V263L77 262ZM92 264H93V263H92ZM102 264H104V263H102ZM106 264H107V262H106ZM116 264H117V263H116ZM129 264H130V263H129ZM135 264H136V263H135ZM151 264H152V263H151ZM154 264H155V263H154ZM167 264H168V262H167ZM172 264H173V263H172ZM182 264H183V263H182Z\"/></svg>",
	"mask_w": 264,
	"mask_h": 264
}]
</instances>
